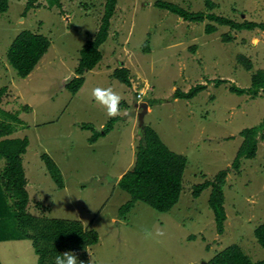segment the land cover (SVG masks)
I'll list each match as a JSON object with an SVG mask.
<instances>
[{
	"label": "rangeland",
	"instance_id": "rangeland-1",
	"mask_svg": "<svg viewBox=\"0 0 264 264\" xmlns=\"http://www.w3.org/2000/svg\"><path fill=\"white\" fill-rule=\"evenodd\" d=\"M155 1L118 0L108 38L100 46L102 58L84 74L83 92L76 94L64 87L72 78L65 81L74 73L80 49L99 26L104 0H58L52 5L38 0L24 16L26 0H8L7 10L0 12V88L7 86L0 108L23 122L15 125L11 136H26L29 141L22 155L28 210L36 216L74 220L96 231L98 242L83 250L89 264H204L230 244L256 261L264 257L253 233L264 221V137L258 136L255 158L242 159L225 178L222 233L216 231L208 203L210 188L193 197L191 186L229 167L242 141L240 130L259 124L264 116L262 97L228 90L230 83L249 86L250 76L264 70V31L218 26L206 34L205 22L184 21L155 6ZM166 1L189 11H206L205 0ZM212 1L216 14L236 21H264V0ZM21 30L50 42L26 78L17 76L6 53ZM225 34L231 35L230 41L222 40ZM238 54L252 62L249 71L237 62ZM121 67L131 85L114 77V70ZM217 78L229 82L216 86ZM196 84L205 89L194 98H172L175 88L187 91ZM94 87H112L122 99L120 114L110 126L119 128L90 143L88 137L97 130L102 133L110 120L90 96ZM135 91L141 92L139 100ZM138 102L149 103L144 124L186 159L183 190L167 212L138 201L120 216L117 210L130 196L116 182L135 161ZM82 124L94 129H82ZM43 154L59 168L64 187L50 178ZM6 203L0 195L1 263L37 264L31 241L16 237ZM144 228L162 229L165 235L145 240Z\"/></svg>",
	"mask_w": 264,
	"mask_h": 264
},
{
	"label": "trees",
	"instance_id": "trees-1",
	"mask_svg": "<svg viewBox=\"0 0 264 264\" xmlns=\"http://www.w3.org/2000/svg\"><path fill=\"white\" fill-rule=\"evenodd\" d=\"M8 0H0V12L8 8ZM58 0H48L50 5ZM38 0H26L22 10L24 16L30 9L37 6ZM118 0H104L99 18V26L94 36L87 40L79 52L77 65L74 68V77L65 84L66 89L75 94L84 82V74L93 69L101 60L100 46L107 40L110 30V19L115 13ZM158 8L166 9L187 22L204 24L206 34L216 31L218 26H227L234 31H249L258 29L264 31V21L251 20L236 21L227 16L213 12L216 4L212 0H205L206 11H189L166 0L154 2ZM231 35H223L222 40L230 41ZM50 42L46 37L33 33L30 30H21L11 41L6 53L7 59L15 69L17 76L26 77L37 65L42 56L47 52ZM236 60L242 67L249 71L252 68L250 59L238 54ZM126 71V74H125ZM120 73V74H119ZM113 75L125 85H130L126 68H117ZM214 85L228 83L229 80L214 79ZM205 89V85L196 84L186 92L176 89L173 98H194ZM228 90L237 95L247 94L252 98L264 99V70L259 69L250 76V84L247 87H239L230 83ZM7 86L0 88V98L6 93ZM149 104V103H148ZM118 116L110 118L103 126V132L94 131L88 137L90 143L101 135L108 133L112 122ZM23 123L22 120L7 110L0 108V195L7 202V210H12L15 221L16 237H24L31 241L34 252L37 255V264H53L54 257L60 252L70 250L77 255L78 261L89 264L83 250L89 245L98 242V234L94 230L85 229L80 222L63 218H46L36 216L29 212V195L26 189V176L22 164V155L26 152L28 138L11 136L14 127ZM81 128L93 130L91 125H81ZM139 144L135 153V161L129 170L121 175L116 185L129 194V199L117 210V213L125 215L136 202H143L158 212H167L172 209L180 198L183 190V175L186 168V159L176 154L158 137L149 126L139 130ZM242 138L236 154L229 167L219 170L213 179H206L191 186V194L198 197L206 188H210L209 206L213 211L216 231L222 233L223 221L226 218L224 209L223 184L230 168H238L242 159H253L258 149V136L264 137V116L257 125L245 127L238 133ZM50 178L60 188L64 187L61 172L52 158L47 154L41 155ZM36 201V200H35ZM33 201V207L34 202ZM42 208V202L37 201ZM47 208L45 207L44 210ZM3 211H5L3 209ZM8 217V216H7ZM11 219V218H10ZM12 221V220H11ZM10 221V224L13 223ZM254 237L264 248V221L255 227ZM0 264L1 260H0ZM205 264H264V258L256 261L242 251L237 244H230L215 254Z\"/></svg>",
	"mask_w": 264,
	"mask_h": 264
},
{
	"label": "clouds",
	"instance_id": "clouds-1",
	"mask_svg": "<svg viewBox=\"0 0 264 264\" xmlns=\"http://www.w3.org/2000/svg\"><path fill=\"white\" fill-rule=\"evenodd\" d=\"M8 2V1H7ZM9 5V3H8ZM24 8V7H23ZM181 18V17H179ZM34 33V32H33ZM48 51V50H47ZM43 57V56H42ZM41 60V59H40ZM39 60V61H40ZM38 64V63H37ZM37 66V65H36ZM35 66V67H36ZM34 67V68H35ZM124 68V67H123ZM33 71V70H32ZM31 71V72H32ZM92 71V69L90 70V72ZM30 72V73H31ZM29 73V74H30ZM28 74V75H29ZM27 75V76H28ZM26 76V77H27ZM72 76V77H71ZM71 76L67 77L66 81L67 80H70L71 78L74 77V73L71 74ZM24 77V78H26ZM223 79V78H222ZM84 81H85V76H84ZM84 83V82H83ZM129 83H130V80H129ZM131 85V84H130ZM83 86V84H82ZM81 86V87H82ZM65 87V86H64ZM80 87V88H81ZM192 87V86H191ZM79 88V89H80ZM66 89V87H65ZM78 89V91H79ZM177 88L174 89V91L176 90ZM67 90V89H66ZM77 91V92H78ZM173 91V93H174ZM76 92V93H77ZM136 94H135V98L137 100H139L138 98L141 97V92L140 91H135ZM186 92V91H184ZM202 92V91H201ZM75 93V94H76ZM72 94V93H71ZM173 95V94H172ZM90 96L100 105L102 106V108L105 109L106 111V115L111 118V117H115L117 115L120 114V101L122 99V96L120 94H118L116 91L113 90L112 87H107V88H102V87H94L91 89V92H90ZM173 98V97H172ZM175 99V98H174ZM136 100V101H137ZM140 103V102H138ZM147 103V102H146ZM137 104V103H135ZM134 104V105H135ZM147 105L149 106V104L147 103ZM136 106V105H135ZM145 125V124H144ZM103 129V127H102ZM103 132V131H102ZM101 136H104V135H101ZM95 142V141H94ZM93 143V142H92ZM125 173V172H124ZM121 177V176H120ZM118 180V179H117ZM126 202V201H125ZM133 208V207H132ZM165 235L164 231L162 229H156L155 232L149 230L148 228H144L143 229V238L145 240H153V239H156V238H159V237H163ZM256 239V238H255ZM257 241V239H256ZM258 242V241H257ZM259 244V243H258ZM260 245V244H259ZM261 246V245H260ZM262 247V246H261ZM263 248V247H262ZM264 258V257H263ZM259 260V259H258ZM53 264H83V262L81 261H78V258H77V255L74 251H70V250H66V251H63V252H60V254L56 255L54 257V262ZM205 264V263H204Z\"/></svg>",
	"mask_w": 264,
	"mask_h": 264
},
{
	"label": "water",
	"instance_id": "water-1",
	"mask_svg": "<svg viewBox=\"0 0 264 264\" xmlns=\"http://www.w3.org/2000/svg\"><path fill=\"white\" fill-rule=\"evenodd\" d=\"M136 107L139 108V112L137 115V122H138V126H139V130H143L144 129V116L147 113V109H148V105L146 102H140L135 104Z\"/></svg>",
	"mask_w": 264,
	"mask_h": 264
},
{
	"label": "crops",
	"instance_id": "crops-1",
	"mask_svg": "<svg viewBox=\"0 0 264 264\" xmlns=\"http://www.w3.org/2000/svg\"><path fill=\"white\" fill-rule=\"evenodd\" d=\"M98 82H100V81H98ZM82 89H83V87H81L79 90H80L81 92H83ZM148 107H149V106H148ZM149 109H150V108H149ZM147 113H148V112H147ZM147 113H146V114H147ZM100 124H102V123H100ZM93 128H94V127H93ZM118 128H119V127H115V126H114L112 130H116V129H118ZM82 129H84V128H82ZM112 130H111V131H112ZM97 131H98V130H97ZM101 138H103V136H101L99 139H101ZM126 171H127V170H126Z\"/></svg>",
	"mask_w": 264,
	"mask_h": 264
}]
</instances>
